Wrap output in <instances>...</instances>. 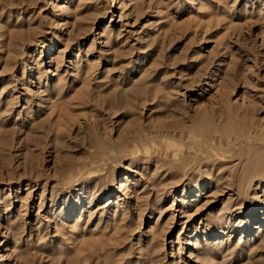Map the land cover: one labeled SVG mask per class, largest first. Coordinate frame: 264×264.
<instances>
[{"label": "rangeland", "instance_id": "1", "mask_svg": "<svg viewBox=\"0 0 264 264\" xmlns=\"http://www.w3.org/2000/svg\"><path fill=\"white\" fill-rule=\"evenodd\" d=\"M260 210L264 0H0V264H264Z\"/></svg>", "mask_w": 264, "mask_h": 264}, {"label": "bare ground", "instance_id": "2", "mask_svg": "<svg viewBox=\"0 0 264 264\" xmlns=\"http://www.w3.org/2000/svg\"><path fill=\"white\" fill-rule=\"evenodd\" d=\"M263 210H260L259 212H258V214H264V212H262ZM255 212H253V213H251L252 214V216H253V214H254ZM237 214H239V212L237 213ZM212 233H216V232H212ZM218 234V233H217ZM216 234V235H217ZM215 235V234H214Z\"/></svg>", "mask_w": 264, "mask_h": 264}]
</instances>
